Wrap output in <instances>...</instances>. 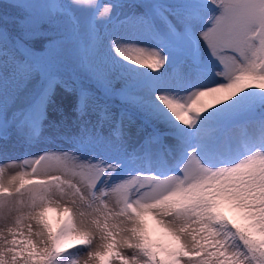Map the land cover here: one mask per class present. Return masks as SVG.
<instances>
[{
  "label": "snow or ice",
  "instance_id": "snow-or-ice-1",
  "mask_svg": "<svg viewBox=\"0 0 264 264\" xmlns=\"http://www.w3.org/2000/svg\"><path fill=\"white\" fill-rule=\"evenodd\" d=\"M13 2L19 4L23 0ZM71 2L98 10L97 20L112 16L114 6L102 0ZM145 2L147 0H138L141 5ZM206 6L214 12L210 27L199 32V37L222 67L216 76H223L227 82L204 84L186 98L167 92L156 97L179 126L181 135L176 145L179 159L175 167L183 175L168 174L163 179L148 176L146 180L136 175L108 187L105 177L110 179L109 170L114 173L120 166H105L104 161H99L96 164L80 163L89 177L83 189L78 184L74 187L67 178L62 182L56 175L43 181L25 179L23 173L8 182L0 178V210H7L9 214L19 212L15 207L16 197H21L22 203L23 196L30 194L32 212L27 219H34L40 226L39 231L33 232L32 224L24 225V217L19 215L11 221V226L5 223L0 229V264H80L81 255L82 264H264V112L243 125L234 123L237 114L223 113V119L214 122L206 135L201 131L203 119H206L204 114L210 112L204 97H214L217 105H225L249 90L264 93V0H206ZM154 11L169 30L176 33V26L168 18L170 9L155 8ZM199 20V15L185 17L182 21L185 31L191 33ZM131 22L144 24L153 32L156 30L151 16L139 14L125 21ZM21 24L23 26L25 22L21 21ZM97 31L93 25L94 40ZM3 36L0 28V39ZM18 47L20 55L9 58L7 70L13 78L27 82L41 68L30 62L31 52L23 43L18 42ZM111 47L122 60L137 68L146 65L153 70L151 72L160 73L159 69H164L169 59L161 49L124 44L118 37L111 40ZM3 54L0 51V55ZM4 72L5 66L0 63V77ZM58 83L56 78L49 80L45 88L46 99H50ZM105 83L108 88H115L110 75L105 77ZM261 100L264 101V95ZM87 108V93L81 92L79 114L86 115ZM249 110L255 112V106H250ZM110 119L108 110L102 109L96 126V136L100 139L104 138L102 130ZM239 127L251 142L245 145L243 156L219 164L203 162L199 155L201 146H211L219 142L226 131ZM111 134L116 140L121 139L119 123ZM157 140L153 137L150 142ZM172 151L167 149L169 156ZM45 156L33 163L40 165ZM73 156L80 162L79 157ZM32 173H37L36 167L32 168ZM56 184H66L69 190L74 188L72 194L92 216L90 224L74 218L76 215L83 217V212L53 205ZM117 193L122 195L120 203L123 206L113 210L108 206V198ZM226 204L241 213L244 224L223 214ZM52 207L71 214L69 219L58 221L62 226L56 231L47 218ZM148 217L175 243L154 242L149 233ZM97 231L100 233L99 244L94 243ZM72 247L79 249L78 255L68 260L66 257L73 253ZM125 249L133 250L132 254L126 255Z\"/></svg>",
  "mask_w": 264,
  "mask_h": 264
},
{
  "label": "rangeland",
  "instance_id": "rangeland-1",
  "mask_svg": "<svg viewBox=\"0 0 264 264\" xmlns=\"http://www.w3.org/2000/svg\"><path fill=\"white\" fill-rule=\"evenodd\" d=\"M112 1L102 0L103 3ZM23 2L34 8L50 4L53 10H66L76 17L79 30L89 41L86 58L96 57L100 62L102 60L106 63L107 69L101 79V86L103 90L113 93V97L110 100L98 95L95 89L100 88L95 83L81 79L79 88L69 77L54 73L49 80L56 78L60 83L55 86L50 99H46L45 88L49 80L47 81L39 100V112L30 119L24 114L23 109L35 93L40 73H35L27 82L10 76L7 70L9 58L14 55L6 47L3 39H0V51L4 53L0 55V63L5 66V72L0 77V178L8 182L13 176L23 173L25 179L43 181L50 180L56 175L61 177L62 182L67 178L74 187L78 184L83 189L88 184L89 177L81 169L80 163L96 164L99 161H104L105 166L109 164L120 166L114 173L109 170L111 178L105 177L108 187L136 175L144 180L148 176H159L163 179L168 174L183 175L182 171L175 167L179 159V153L176 151L178 137L181 135L179 126L156 97L162 92H167L186 98L191 91L204 84L227 82L223 76H216L215 73L222 71V67L199 37V32L210 27L209 21L214 12L206 6V0L186 3L181 0H147L145 3L153 11L154 18L135 0L121 1L119 3L126 5L127 11L114 14L113 8L112 16L107 20H97L98 10L73 5L71 0H23ZM164 7L170 9L168 18L176 26V33L181 34L184 43L189 41L190 52L187 48L178 47L160 32V29H165L171 34H176L169 30L154 11L155 8ZM139 14L152 17L156 25L155 32L141 23H125L128 17ZM191 15H199L200 20L192 32L188 33L182 21ZM93 25L98 30L95 40L93 31L88 29V26ZM117 37L124 44L161 49L169 58L168 63L164 69H159L160 73L151 72L153 70L148 69L146 65L137 68L129 64L116 56L112 50L111 40ZM59 47L57 55L64 65L72 66L78 73L87 74L81 65L78 43L65 40ZM143 72L148 73L143 82L130 83ZM109 75L115 81L114 89L106 86L105 77ZM116 91L118 93L115 95ZM253 91L257 95L261 94L257 90ZM81 92H86L88 96V108L84 116L78 112ZM246 95L247 93H241L225 105H217L214 97H204L203 101L209 105L210 112L204 114L206 119H203L201 131L206 135L209 127L214 122H219L218 115L232 112L234 103H243ZM105 108L111 119L105 122L102 130L104 138L100 139L96 136V126L99 122V113ZM255 119L246 118L234 123L243 125L245 121ZM118 123L122 130L120 140H116L111 134ZM229 127L231 128V125ZM153 137L158 138L156 143L150 142ZM250 143L242 127L232 128L221 136L219 142L211 146H201L199 155L206 164L235 161L245 154V145ZM169 148L173 150L171 156L167 152ZM45 154V159L40 165L33 163ZM73 154L79 157L80 162ZM33 167L37 168L36 174L32 173ZM54 190L56 196L52 197L53 205L60 204L63 207L74 208L76 212H83V217L76 215L74 218L83 219L85 223L90 224L92 216L86 206H81L79 199L72 194L74 188L69 190L66 184L64 186L56 184ZM22 199L21 203V197H16L15 207L20 210L19 212L9 214L7 210H0V229L4 228L5 223L11 226V221L19 215L24 217V225L32 224L33 232L40 230L34 219H27L28 214L32 212L30 194H25ZM121 199V194H113L108 198L109 208L116 210L122 207ZM227 206L231 205L226 204L225 207ZM48 212L52 213L57 221L67 220L71 215L58 212L55 207L50 208ZM227 213L230 214L229 211ZM147 222L154 223L168 241L175 243L151 217L147 218ZM61 226L59 224V227ZM33 239L39 240L38 237ZM100 242V233L97 231L94 243ZM71 250L73 253L66 257L68 260L78 255L76 251L79 249L72 247ZM132 251L124 250L126 255H131ZM82 260L81 255L80 264Z\"/></svg>",
  "mask_w": 264,
  "mask_h": 264
},
{
  "label": "trees",
  "instance_id": "trees-1",
  "mask_svg": "<svg viewBox=\"0 0 264 264\" xmlns=\"http://www.w3.org/2000/svg\"><path fill=\"white\" fill-rule=\"evenodd\" d=\"M127 0H113L107 2L114 7V14L127 11V6L119 2ZM138 3V0H135ZM196 2V0H181V2ZM139 4V3H138ZM144 10H146L153 18L154 13L146 3L139 4ZM21 21L25 24L22 26ZM78 20L75 16H72L69 11H57L47 4L46 7L34 8L23 3H14L13 0H0V28L3 29L4 36L3 42L14 56L20 55L18 42L30 50V62L40 65L41 71L38 84L36 86L35 93L32 96L30 102L24 107V114L33 119V116L39 112V100L42 93H44V87L50 76L55 74H63L69 77L78 87H81V79L87 82L95 83L100 88L96 90L98 95L106 99L113 97V93L103 90L101 86V79L104 77L107 66L104 61L97 60L96 57L86 58V54L89 47V41L87 37L83 36L78 27ZM88 29L93 31V27ZM160 32L169 40L174 42L180 48H187L190 52V45L182 41L180 33L171 34L165 29H160ZM74 41L79 44V51H81V65L86 70L87 74L78 73L72 66H67L62 63L57 55L60 51V43L62 41ZM24 57L21 56V59ZM75 70V71H74ZM148 73H139L130 83L143 82ZM118 91L115 92V95ZM246 99L243 103H234V109L229 114H237L238 119L235 121H241L249 118L254 119L259 116L261 112H264V101L261 100V96L264 93L257 95L253 90L246 92ZM250 106H255V112L250 111ZM219 122L223 119V115H218ZM31 200V199H30ZM223 214L230 220L239 224H244L241 213L227 206L222 209ZM230 212L228 215L227 212ZM47 218L54 231L58 230L59 223L55 219L54 215L50 212L47 213ZM149 225V233L152 240L156 243L172 244L168 241L164 235L156 228L154 223L147 222Z\"/></svg>",
  "mask_w": 264,
  "mask_h": 264
},
{
  "label": "bare ground",
  "instance_id": "bare-ground-1",
  "mask_svg": "<svg viewBox=\"0 0 264 264\" xmlns=\"http://www.w3.org/2000/svg\"><path fill=\"white\" fill-rule=\"evenodd\" d=\"M168 115V114H167Z\"/></svg>",
  "mask_w": 264,
  "mask_h": 264
}]
</instances>
